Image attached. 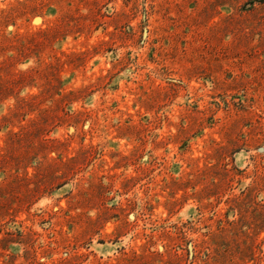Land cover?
<instances>
[{
	"label": "rangeland",
	"instance_id": "rangeland-1",
	"mask_svg": "<svg viewBox=\"0 0 264 264\" xmlns=\"http://www.w3.org/2000/svg\"><path fill=\"white\" fill-rule=\"evenodd\" d=\"M0 264H264V0H0Z\"/></svg>",
	"mask_w": 264,
	"mask_h": 264
},
{
	"label": "trees",
	"instance_id": "trees-1",
	"mask_svg": "<svg viewBox=\"0 0 264 264\" xmlns=\"http://www.w3.org/2000/svg\"><path fill=\"white\" fill-rule=\"evenodd\" d=\"M259 1H261V0H259Z\"/></svg>",
	"mask_w": 264,
	"mask_h": 264
}]
</instances>
